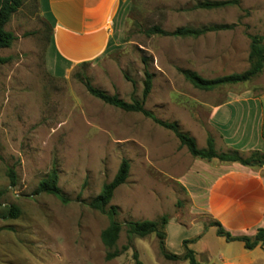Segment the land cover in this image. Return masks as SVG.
Here are the masks:
<instances>
[{
    "label": "rangeland",
    "instance_id": "374dc122",
    "mask_svg": "<svg viewBox=\"0 0 264 264\" xmlns=\"http://www.w3.org/2000/svg\"><path fill=\"white\" fill-rule=\"evenodd\" d=\"M202 1L214 0H125L111 25L109 50L65 77L46 71L50 29L37 1L23 0L11 15L4 28L16 39L0 49L1 56L10 57L0 63V264H134V251L144 264H188L165 258L155 233L132 236L124 226L128 220L160 221L163 216L164 247L171 253L182 254L183 241L195 238L188 247L198 264H264V247L246 249L242 241H227L216 233L215 220L184 186L189 168L201 166L172 131L139 112L104 103L72 76L83 73L95 87L130 102L142 96V57H147L153 82L145 108L177 122L198 147H205L210 135L218 152L231 151L215 115L220 107L256 103L264 128V69L249 81L212 90L195 88L179 69L205 78L247 69L249 35H264V0L195 8ZM232 23L231 29L197 37L145 33L155 25L172 31ZM255 135L251 143L264 150V139ZM251 151L239 152L248 156ZM124 158L130 162L129 175L115 189L110 205L117 207L115 219L123 226L116 245L130 247L106 260L100 233L109 218L88 202ZM53 164L59 187L71 199L67 203L51 194H33ZM251 167L264 180V165ZM9 170L15 173V185ZM11 205L20 214L5 218Z\"/></svg>",
    "mask_w": 264,
    "mask_h": 264
},
{
    "label": "crops",
    "instance_id": "0c3cea01",
    "mask_svg": "<svg viewBox=\"0 0 264 264\" xmlns=\"http://www.w3.org/2000/svg\"><path fill=\"white\" fill-rule=\"evenodd\" d=\"M36 1L39 15L50 27L44 51L46 71L65 77L80 63L95 61L109 50L111 25L125 0ZM260 116L256 103L253 107H220L215 119L222 121L226 147L264 152L257 148L259 144L251 143L255 134L260 141L264 139ZM237 145L249 148H234ZM194 162L201 168H189L184 186L193 198H200L197 204L225 231L235 237L253 236L264 228V180L253 167L198 158Z\"/></svg>",
    "mask_w": 264,
    "mask_h": 264
},
{
    "label": "trees",
    "instance_id": "16d2710c",
    "mask_svg": "<svg viewBox=\"0 0 264 264\" xmlns=\"http://www.w3.org/2000/svg\"><path fill=\"white\" fill-rule=\"evenodd\" d=\"M240 0H214V1H202L195 5V8L213 9L218 7H224L229 5H236ZM23 0H0V49L11 46L16 36L12 31L6 30L4 25L9 21L11 15L17 11L22 5ZM49 26V25H48ZM234 24H223V25H212L201 28L191 27H178L172 31H167L160 26H151L146 29L147 35H162V36H193L197 37L209 31H218L231 29ZM50 29V27H49ZM250 38V49L248 58L250 65L247 69L241 72H233L214 78H205L199 75L197 72L188 69H179L185 79L189 81L195 88L200 90H212L216 87L226 84H236L251 80L253 77L258 75L264 69V35H249ZM10 57H4L0 55V63L6 62ZM144 64V80L142 96L140 99L133 98L130 102L123 100L116 94H109L106 91L95 87L88 76L78 71L73 72L72 76L79 78L85 85L87 91L103 101L106 104L120 108L125 111L139 112L144 116L150 118L156 124L172 131L180 142V145L186 147L188 152L198 159L210 161L217 159L220 162H239L243 165L253 166V160H261L264 158V153H260L257 150H252L248 156H243L238 150L231 149L228 152H218L215 148L214 138L210 135L206 138V146L200 148L196 144V140L191 135L182 132L177 122L164 121L154 113L145 108L144 103L146 98L151 92L153 73L149 70V63L147 57H142ZM88 62L80 63L78 66L82 67ZM264 137V128L261 132ZM130 169V162L128 159H122L114 177L109 181L105 182L100 192L94 196L88 205L95 210H98L106 214L109 218L108 225L101 231L100 238L103 245L106 247L105 259L111 260L124 251H126L130 245H124L118 248L116 243L119 238L120 231L122 230V223L115 219L117 215V207L110 205L115 189L123 184L128 175ZM9 177L12 180V185L16 184L15 173L13 170H9ZM59 173L56 164H53L48 173L39 180L36 185L33 194L47 193L54 195L63 203L69 202L70 197L64 193L58 185ZM20 214L19 207L15 205L8 206L4 213L5 218H15ZM167 223V218L163 216L160 221L155 220H128L124 223L126 231L129 235L144 237L148 234L155 233L159 239L160 248L163 256L168 259L187 260L188 264H198L195 253L188 247V244L194 239L184 240V252L182 254H175L167 251L164 247V240L166 233L164 231V225ZM216 226V233L219 236L224 237L227 241L239 240L243 242L244 248L253 249L260 245L264 247V228H258L253 236H232L229 232L225 231L224 228L218 221H214ZM134 264H144L139 258L137 251L133 252Z\"/></svg>",
    "mask_w": 264,
    "mask_h": 264
},
{
    "label": "water",
    "instance_id": "95a60500",
    "mask_svg": "<svg viewBox=\"0 0 264 264\" xmlns=\"http://www.w3.org/2000/svg\"><path fill=\"white\" fill-rule=\"evenodd\" d=\"M254 164H260V165H264V159L261 160H253Z\"/></svg>",
    "mask_w": 264,
    "mask_h": 264
}]
</instances>
